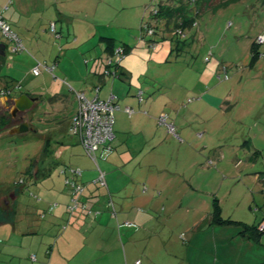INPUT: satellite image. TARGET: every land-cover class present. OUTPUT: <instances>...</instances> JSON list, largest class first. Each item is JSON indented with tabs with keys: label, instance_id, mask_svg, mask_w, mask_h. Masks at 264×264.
<instances>
[{
	"label": "rangeland",
	"instance_id": "rangeland-1",
	"mask_svg": "<svg viewBox=\"0 0 264 264\" xmlns=\"http://www.w3.org/2000/svg\"><path fill=\"white\" fill-rule=\"evenodd\" d=\"M190 1H60V8L70 13L67 20L48 21L42 33L41 24L35 32L52 48L53 56L60 54L62 66L53 74L43 71L34 76L33 65L18 58L23 53L7 54L2 78L14 77L21 88L15 90L16 84L8 80L0 89L8 86L13 91L11 99L30 94L38 101L34 110L16 117L31 123L29 132L0 134V195L5 190L18 192V204L32 206L43 199L44 188L56 184L62 193L68 192L60 172L65 167L81 169L76 161L83 158L97 178L100 166L110 179L108 163L125 148L118 147L116 139L110 153L103 156L99 151L96 163L86 156L77 138L67 131L76 113V90L72 89L77 85L62 71L81 78L80 86L94 85L92 91L101 87L98 75L110 56V46L100 37L115 35L116 47L130 48L124 58L130 74L123 80L106 77L101 98L114 80L126 92L135 91L137 98L142 93L145 100L158 101L161 108L172 102L163 114L145 112L155 118V128L151 121H144L145 138L132 133L149 145L146 150L141 142L137 145L141 155L129 169V173L135 171L134 180L116 177L111 194L107 187L98 186L117 212L116 218L108 207L115 228L118 223H133V228H124L130 234L122 230L126 249L133 245L136 254L141 253L139 264H198L199 259L216 258V249L218 264H264V234L261 243L241 237L245 226L264 224V42L259 39L264 36V0ZM161 7L164 13L156 16ZM47 8L43 11L51 12ZM52 23L56 32L51 30ZM146 24L151 34L144 29ZM73 29L79 43L74 42ZM28 54L36 66L38 62L53 64L36 57L42 53ZM10 56H15L13 61ZM86 61H91L88 69ZM8 65H14V70ZM13 104L0 102V113L10 112ZM162 116H167V124L160 123ZM169 124L175 126V133H169ZM55 129L59 131L51 137ZM60 139L76 143L67 149V143L56 144ZM47 142L52 151L57 149L58 159L51 161L48 174L52 176L43 179L35 175L36 163L44 161ZM216 213L232 222L216 223ZM65 220L66 224L70 220L68 213ZM132 232L137 233L133 236ZM105 234H111L110 228ZM224 235L229 238L218 244L217 237Z\"/></svg>",
	"mask_w": 264,
	"mask_h": 264
},
{
	"label": "crops",
	"instance_id": "crops-1",
	"mask_svg": "<svg viewBox=\"0 0 264 264\" xmlns=\"http://www.w3.org/2000/svg\"><path fill=\"white\" fill-rule=\"evenodd\" d=\"M60 1L66 2L67 0H0V16H2L4 20L11 26V28L18 34L26 48V50L22 52L23 56H19L18 58L26 59V62L29 61L34 68L36 67V65L34 64L35 60L29 54L26 55V53H42L43 56L37 54L36 57H42L48 61L50 60L51 62L56 63L59 68L62 66V62L59 60L60 54L58 55V53H56L57 55L55 54L53 56L52 48H49L46 43L42 42V38L40 35V33H42V29L45 28L48 24V21L55 20L65 22L67 20L68 14L70 13L66 8H60ZM8 2L12 4L10 8L9 5H7ZM34 3H36V6H34ZM39 3H41V5L43 3V5L39 6ZM44 7H49L50 9L47 8V10L49 9V11L51 12L43 11ZM40 24L42 25L39 31L40 33H36L35 31ZM52 25H54V23H52ZM56 28L57 26H55V31ZM62 28L63 26H60L61 31ZM46 31H48V27ZM35 33L36 35L34 37L33 34ZM43 36H45V34H43ZM73 36L74 42L76 41V43H79L80 37L74 29ZM1 37L2 34L0 31V44H5V42L3 41L4 39H1ZM114 38H116L115 35L100 37L101 41L109 43V46L116 43V40ZM129 40L132 41V38H129L128 42ZM86 42L87 39L82 42V45ZM126 47L129 51L130 48L128 46ZM10 48L11 46H7L4 56L5 62L3 66H5L6 61H8L6 60V56L8 53L10 54ZM63 55L61 54V56ZM10 57H13L11 58V61H13L15 58V56ZM90 63L91 61H86L87 69L89 68ZM3 66L0 72V84H2V82L7 83L8 80H11L14 85H19V80L15 79L14 77L10 76L8 80L6 78H2ZM8 68L10 71H13L15 66L8 65ZM96 70L99 69L97 68ZM121 72L122 77L119 78V80H123V78L127 79L130 74L128 59L122 60ZM9 73L13 74L12 72ZM62 73L67 76L68 80H71V82L77 85L76 89L72 90H76V93H85V95L89 98L94 97L95 91H92L94 85H87L88 88L80 86L82 83V81L80 80L81 78L78 79L74 76L70 77L71 75L66 72L64 73L63 71ZM84 73H82L83 76H85ZM101 73L103 74V68H101L100 70V75L97 74L99 83L102 85L100 87L99 98L101 100H108L111 95H114L117 98L116 100L120 107V110L115 113L116 122L114 126V140L118 139V147L125 148V150L122 149L119 155L114 154L112 158L113 162H111V164L108 163L107 166V170L111 175L109 180L106 179V182L108 193L111 194L110 188H114L113 181L116 179V177L120 176L121 178L125 179V177L130 176L131 180H134V178L136 177L135 171L132 170V173H129V169L133 168L134 162L141 155L138 150L141 139L136 137L135 135L132 136V133L135 134L136 132V134H140V137L144 136L145 138L146 130L143 128L144 121H151L152 127L155 128V118L147 117L148 113L150 112V114L153 115L163 114L164 110L167 109L168 106L172 105V102H168L166 107L162 106L161 108L159 102L155 101L154 99L145 100L142 96L143 100L141 101L139 98H137V93H135V91L133 93L131 92V90L130 92H126L125 88H123V86H117L116 81L114 80L112 81V83L108 84V88L106 87L104 89V97L101 98L103 86L107 84V78L102 76ZM86 89H88V91ZM52 90H55L54 87H52ZM57 92L56 98L59 97L58 99L60 100L61 95ZM30 96L36 98L35 95ZM8 98L12 100L11 96ZM4 101V97H0V102L5 105L6 102ZM121 103L124 105V109L121 107ZM75 104L77 112V100L75 101ZM126 108L134 110L135 113L132 116H129V114L125 111ZM117 113H119L118 117ZM58 131L59 129H55L51 137H54V135L58 133ZM158 131H160V129H158ZM66 143L68 144L66 147L68 149V146L70 144L76 142L72 140L63 141L62 139H60L59 141L57 140L56 142L59 147L65 146ZM78 143L81 145L79 140ZM141 143L143 150H146L149 146L148 143ZM81 147L83 148L82 145ZM56 151L57 149L53 151L51 150V153H49L48 155L45 154L42 164L36 163L37 172L35 173V175L37 177L41 175L43 179H48L52 176L48 174V171L50 164L52 163L51 161H53L54 158L58 159L56 156ZM104 155L107 154L104 153L103 156ZM83 159H77L76 163L77 166L81 167L83 172L81 180L86 187L84 202L87 204L88 208L91 209H89V211L79 210L70 218V220L67 221V224L65 219L67 218L68 213L67 206L71 201V195L69 192L70 189L68 192L62 193V191L58 189L59 187H56V184L53 187L44 188L46 189V191H43V194H41L43 199H37L38 202L32 206H22V204H18L20 198L18 192L15 193L11 190H5V192L0 195V264H136V262L140 261L137 258L141 256V253L136 254L135 247H133V245H128L131 250L134 249L132 252H129L130 249H126V245L123 239L124 237L122 236V230L123 233L130 234L129 230H124V228H133V223H118V229L115 228L116 225L114 223V220L112 218H109L108 215V212L110 210H108L109 205L106 193L101 192V190H99L98 188V185L94 183V181L97 179V173L90 167V165L87 166L86 161ZM62 164L65 163L63 162ZM109 165L115 166H112L111 168L109 167ZM69 168L73 167H65L63 168L64 170L60 172V174L63 176V183L67 188H69L68 186H66V178ZM131 174H133V176H131ZM109 182L110 184H108ZM102 198L105 199L103 203L101 201ZM57 201H60L62 204L59 205ZM52 205H56L54 209L51 208ZM97 206L101 208L97 209ZM94 209L99 211H96ZM101 210L104 211L99 214ZM113 216L117 218V212L116 215ZM109 225L111 234L107 236L105 233L106 230L109 229ZM136 233L134 232L133 236ZM241 237L246 240L248 239V237L244 235H241ZM228 238L229 236L225 235L222 237L218 236V240L216 242L218 244L219 242L223 243ZM131 239L129 238V242L131 241ZM261 242L262 241L260 240V243ZM218 251L219 250L216 249V258H214L213 260L208 258L207 262L206 259H199L198 264H218ZM33 255L36 256V260L32 259ZM145 259H147V257H145ZM197 259L198 255L196 256V260Z\"/></svg>",
	"mask_w": 264,
	"mask_h": 264
},
{
	"label": "built area",
	"instance_id": "built-area-1",
	"mask_svg": "<svg viewBox=\"0 0 264 264\" xmlns=\"http://www.w3.org/2000/svg\"><path fill=\"white\" fill-rule=\"evenodd\" d=\"M195 1V0H192ZM146 32L151 34L150 25L144 26ZM0 31L5 39L11 44V54L17 55L26 50L22 40L18 34L11 28V26L0 16ZM52 32L55 31V26L52 25ZM260 43L264 42V36H261ZM126 56L125 49L118 47L114 51V55L103 61V75L104 77L117 78L116 72L110 69L111 65L120 63ZM57 64L53 63L49 65L47 63L38 62L37 66L32 70L34 76H39L43 71L53 74ZM21 85H16L15 90H19ZM95 96L89 98L85 93H76V100L78 103L77 112L70 122L69 133L78 138L81 145L84 148L85 154L93 161L97 162V154L102 151L103 154L110 153L112 151V142L115 139V113L120 110L116 97L111 95L108 100H101L99 98L100 87L95 88ZM13 91L8 89L1 92V97H10ZM140 100H142V93L139 94ZM129 116H132L135 112L130 108L125 110ZM161 124H167V116L160 118ZM170 132L175 133V126L173 124L167 125ZM99 176L94 183L101 187H107L106 173L102 171L99 166ZM82 170L71 168L67 172L66 185L71 191V201L67 206V212L71 218L79 210L88 211L87 205L84 202L85 185L78 181L82 177ZM56 205H52L54 209ZM109 206L113 208V215H116L113 203H109ZM260 229H264V224L260 225ZM33 260H36V256H32ZM139 264V262H137Z\"/></svg>",
	"mask_w": 264,
	"mask_h": 264
},
{
	"label": "trees",
	"instance_id": "trees-1",
	"mask_svg": "<svg viewBox=\"0 0 264 264\" xmlns=\"http://www.w3.org/2000/svg\"><path fill=\"white\" fill-rule=\"evenodd\" d=\"M190 2L191 3H195L192 0ZM164 11H165L164 8L161 7L160 10H157L154 14L156 16H158L159 14L164 13ZM116 48H118V47L115 46V43L110 46V48H109L110 56L109 57L114 55V51H115ZM122 48L125 49V52H126V55H127L128 54V48L126 46L122 47ZM4 62H5L4 56H0V72H1L2 66L4 65ZM121 62L110 66V69L112 71L116 72L117 78H121L122 77ZM102 76H104V75L102 74ZM8 89H9L8 86L5 87V88L0 89V97H1V92L4 91V90H8ZM28 95H30V94H28ZM139 99H140V97H139ZM70 122L68 124V130L70 128ZM22 123L23 122L19 118H13L11 116L10 112H7V111L2 112V113H0V134L3 131H5V130H12V129L18 127L19 125H21ZM30 127H31V123H30ZM112 150H113V146H112ZM49 153H51L50 143L47 142L46 147L44 148V154L48 155ZM69 169H71V168H69ZM215 220H216V223L221 224V225L228 224V223L232 222V221H226V220L221 219V217L217 213H216V219ZM241 234L246 236V237H248V238H250V239H253L255 241H260L261 235L264 234V229L261 230L260 229V225L258 227L245 226V230L242 231ZM260 264H263V263H260Z\"/></svg>",
	"mask_w": 264,
	"mask_h": 264
},
{
	"label": "water",
	"instance_id": "water-1",
	"mask_svg": "<svg viewBox=\"0 0 264 264\" xmlns=\"http://www.w3.org/2000/svg\"><path fill=\"white\" fill-rule=\"evenodd\" d=\"M7 49L6 44H0V56H5ZM4 102L12 101L13 107L10 110V114L13 118H16L18 114L28 112L35 108L38 101L37 98L31 97L28 94H21L18 98L10 100L8 97H4ZM31 130L30 124L28 122H23L18 127L11 130L10 134H24Z\"/></svg>",
	"mask_w": 264,
	"mask_h": 264
}]
</instances>
